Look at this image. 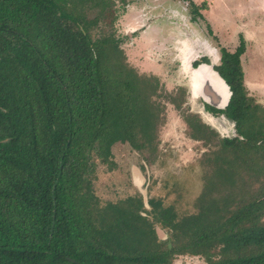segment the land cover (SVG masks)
I'll return each instance as SVG.
<instances>
[{"label":"trees","instance_id":"obj_1","mask_svg":"<svg viewBox=\"0 0 264 264\" xmlns=\"http://www.w3.org/2000/svg\"><path fill=\"white\" fill-rule=\"evenodd\" d=\"M118 1L126 3L0 0V264H173L178 256L264 264V114L255 113L243 83L241 35L216 67L231 98L224 109L209 107L234 123L237 136L219 137L197 114L181 113L193 140L216 141L215 148L222 141L205 156L211 168L199 210L180 220L158 198L146 209L139 193L92 198L97 165L113 163L112 145L149 151L159 125L144 97L148 78L121 60L118 71L111 65ZM182 1L204 18V4ZM223 154L248 178L239 188L216 184L218 170L227 181L234 164Z\"/></svg>","mask_w":264,"mask_h":264},{"label":"rangeland","instance_id":"obj_2","mask_svg":"<svg viewBox=\"0 0 264 264\" xmlns=\"http://www.w3.org/2000/svg\"><path fill=\"white\" fill-rule=\"evenodd\" d=\"M125 1L128 2L127 4H131L123 6L121 2L117 3L125 10H120L122 12L114 23L117 34L122 37L125 29H130V24L135 21L132 20L135 15H131L134 13L144 20L147 16L150 22L146 20L144 26L150 23L152 24L151 30L154 28L158 32L159 29H162V32L158 36L153 35L150 29L146 31L139 29L134 32L130 30L131 37L129 39L123 38L122 41H117L118 46L115 47L111 65L115 67L116 64L118 71L121 60L124 69L134 70L137 77H144L139 73L147 74L148 83L143 87L144 97L147 104L150 95L153 99L156 98V111H163V115L158 121L160 125L153 142V146L157 147L154 154H149L148 150L136 151L127 143L116 142L112 145L113 163L109 166L97 165L92 198L95 200L96 197L104 203L139 193L146 200L151 197L160 199L162 205L173 213L176 219L184 220L188 215L199 210L200 203L197 197L205 185L203 176L211 168L205 156L211 150L219 148L222 141L219 140V147L215 148L216 145L205 146L201 141L193 140L189 136L190 127L186 123L187 119L181 117L180 112L188 110L198 114L201 104L196 99L189 100L187 104H182L181 110H177L178 107H175L174 103H180L179 99L174 98V103H170L169 95L167 93L163 95L162 90H158V86L162 83L167 91L172 90V92L178 85L188 87V72L183 67L184 53L187 50L184 42L190 44L191 40L198 42V40L205 39L210 43L211 38L206 37L204 27L198 28L187 23L191 33L181 27L180 19L187 20V8L183 1L163 0L164 10L171 7L167 13L162 10L164 7L161 5V0ZM134 1L135 3H133ZM193 2L197 5H205L201 10L205 20H202V24L203 22L210 24V27L207 26V30L210 31L211 28L213 31L211 32L218 39L220 45L233 50L238 45L239 35L244 38V51L240 56L243 83L248 95L253 99L255 113L261 116L264 114V0H193ZM177 5L178 9H175ZM174 9L176 13H174ZM170 10L173 11L172 14H170ZM161 15H167V18L162 20L160 19ZM166 21L167 26L164 28L163 22ZM104 30L110 31V27H105ZM141 35L143 38H140ZM157 38L162 42L159 43ZM181 45L183 46L182 51H180ZM186 61L189 66L188 60ZM173 87L175 88L172 89ZM166 96L169 100L167 105H165ZM190 105H192L191 110ZM198 115L203 122L212 125L217 132L220 130L219 137L225 136L227 132L231 133L233 129L229 123L225 125L229 130L225 133V129L217 119L213 118L214 124H211L207 120L206 112ZM220 133L224 135L222 136ZM226 156L225 158L223 154L226 163H234L230 167L232 172L226 174L228 180L225 181V177L220 179L221 173L218 170L216 184L220 186L226 182L227 188H239L240 182L247 176L244 172L237 171L236 161L233 157H230L229 154ZM220 164L221 162H219ZM135 175L141 181L136 180L137 185L141 184L140 186L135 184ZM258 184L254 183L253 188ZM205 199L207 200V198ZM145 206L146 209H149L148 204ZM154 220L158 219H152V221ZM155 222L154 229L163 239L167 236L165 228L161 226L160 222ZM202 263L201 258L193 256H178L173 261V264Z\"/></svg>","mask_w":264,"mask_h":264},{"label":"flooded vegetation","instance_id":"obj_3","mask_svg":"<svg viewBox=\"0 0 264 264\" xmlns=\"http://www.w3.org/2000/svg\"><path fill=\"white\" fill-rule=\"evenodd\" d=\"M161 1H162V4L161 3H159V4H161L164 7L162 10L163 11H166L165 13H167V10H169V8H171V7L169 6V8H167V10H164L165 9V4H164V1L163 0H161ZM180 1H182V0H180ZM183 2H185V1H183ZM127 3H125L123 6H125V5L126 6L127 5L129 6L131 4V3H129V4H127ZM133 3H135V1ZM185 4H186V8H187V20H185L183 18L180 19L181 22H182V26L181 27L185 28L186 30H189L188 31L189 33H191V30L188 28L187 23H189L191 25H194L195 27H198V28L204 27V30H205V33H206V37L211 38L210 40L208 39L210 41V43L208 41H206L205 39L204 40H200V41L198 40V42L196 40H191L190 44H186V42H184V44L187 47L186 55L185 56H187L186 57L187 58L186 60H188V64H189L188 67H189V69L191 68L192 70H197L196 71L197 73L207 76L209 78L210 83L213 86L215 85L214 82H213V80H216L215 77L213 76V74H216L221 81L225 82L221 78L218 70L216 69V67L220 64V60H221V50L224 49V50L233 52L237 48V46L239 45V39H238V45L233 50H229L226 47L220 45L218 39L212 33L213 31L211 30V28H210V31L207 30V26L210 27V24H208L206 22L205 23L203 22V24H202V20H204V18L203 19H200L197 16H193L192 13L190 12L189 8H188L187 2H185ZM176 8L178 9V5L175 6V9ZM175 9H174V13H176ZM122 11H125V10L122 9ZM172 12L173 11L170 10V14H172ZM131 15H135V17L132 19V20H135V21L132 24H130L131 27H130L129 30L125 29V32L123 33L124 36L121 37L119 34H117V29H116L115 25H113L114 26V30H115L114 31L115 32V35L120 38V41H122L123 38L129 39L131 37V35L129 34V31L130 30L132 32H134L136 30H139V29H142L144 31L149 30V29L151 30L152 24L149 23V24H146L144 26V22L146 20L149 21V19H147V16L145 17L146 20H144V18H141L137 13H134V14H131ZM171 16H173V15H171ZM166 18H167V15H165V16L161 15V17H160V19H162V20L163 19H166ZM163 23H164V28H165L167 26V21L166 22H163ZM135 26H137V27L134 28ZM161 32H162V29H159L158 32H156V30H154V28H152V30H151V33L153 35L160 36L161 35L160 34ZM140 38H143L142 35H141ZM158 40H159V43L162 42L161 39H158ZM182 47L183 46L181 45L180 51H182L181 50ZM181 58H182V55H181ZM240 60H241V58H240ZM186 63H187V61H186ZM186 66H187V64H186ZM137 73H139V72H137ZM139 74L147 78V74H141V73H139ZM154 76H155V78L158 79V77H156V75H154ZM188 82H189L188 87L181 86V85H178V87H176V88L173 87L172 89L175 88L174 92H172V90L171 91H169V90L167 91V88H164L165 85H163L162 83H160L159 86H158V90H162L163 95H164V93H167L169 95L168 97L171 99V102L170 103H172V99H174V98H178L179 99V101H180V106L179 107L180 108L177 109V110H181L182 104H187V101H189V100L190 101H193L194 99L198 100V102L201 104V110L200 109L198 110V112H197L198 114H202V113L206 112V114L209 115L210 117L217 119L218 120V123L225 129V131H224L225 133L227 131H229L227 129L228 127L225 126V125H228L229 123H231V125H232L231 127L235 131L234 123L232 121L228 120L224 116L223 113L216 112V111L211 110L209 108V107H211V108H214V109H217V110L218 109H224L227 106L226 105L225 107H222L223 106V103H224V99L220 103H218V104L209 105L204 100L205 98L203 97L202 92L199 91L201 89V87H202L201 83L198 82V84H197V86L195 88V93L196 94L194 96L193 90H192L191 84H190V76H189V74H188ZM229 91L231 92L230 88H229ZM148 98H149L148 99L149 103H151L153 106H157L156 98L153 99L151 95ZM230 98H231V95L229 97V100H230ZM165 100H166L165 105H167V102L169 101V100H167V96L165 97ZM229 100H228V102H229ZM228 102H227V104H228ZM190 106H191L190 107V110H191L192 109V105H190ZM189 112L190 111H188V110L187 111H181L180 114L181 113H189ZM190 113H192V112H190ZM194 114H196V113H194ZM161 115H163V111L162 112H159V116H158V119L159 120H160V116ZM181 117H182V115H181ZM199 118L202 121V119H201L200 116H199ZM219 119H221V120H219ZM202 123L206 124L203 121H202ZM159 125H160V122H159ZM159 125L157 126V131H158ZM206 125L209 126V128L213 129L217 134H219L214 128L211 127V125H209V124H206ZM229 133L230 132H227V135L233 136L231 133L230 134ZM235 133H236V131H235ZM236 136H237V134H236ZM215 143H216V141H214V142L212 141L211 146L212 147L215 146L216 145ZM208 145H210V144H208ZM156 149H157V147H154L153 149L149 150V154H154L155 151H156ZM139 152H141V151H139Z\"/></svg>","mask_w":264,"mask_h":264},{"label":"water","instance_id":"obj_4","mask_svg":"<svg viewBox=\"0 0 264 264\" xmlns=\"http://www.w3.org/2000/svg\"><path fill=\"white\" fill-rule=\"evenodd\" d=\"M195 77H196L197 80H199V82L202 85V87H201V89L199 91L202 92L203 97L205 98L204 100L206 101V103H208L209 105H215V104L220 103L224 99V103H223V106L222 107H225L227 105V102L229 100V97L231 95V92L229 91V87H228V85L225 82L222 81L223 84H224V86H225V88H226V92H224V91H222V90L219 89V86H218L216 80H213V82L215 84L213 86L210 83L209 78L207 76L202 75V74H199V73L196 72ZM211 127L213 128L212 125H211ZM219 131L220 130H218V132ZM231 134L233 136H236V133H235V131L233 129L231 131ZM221 135L223 136L224 134H221ZM223 137H231V136H229V135L226 134ZM136 180H139L140 181V179H139V177L137 175L134 176V181H135V184L137 185ZM140 185H137V186H140ZM143 202H144V204H147V200L146 199H143ZM168 246H170V245H168ZM69 260L70 261H73L72 259H69Z\"/></svg>","mask_w":264,"mask_h":264},{"label":"bare ground","instance_id":"obj_5","mask_svg":"<svg viewBox=\"0 0 264 264\" xmlns=\"http://www.w3.org/2000/svg\"><path fill=\"white\" fill-rule=\"evenodd\" d=\"M186 55V53H184ZM183 67L184 69L188 72L189 76H190V84H191V88L193 90V94L195 96V88L199 82V80L196 79L195 75H196V72L197 70H192L191 68L189 69L188 65L186 66V56L184 58V62H183ZM213 76L215 77L216 81H217V84L219 86V89L226 92V88L223 84V82L218 78V76L216 74H213ZM211 115V114H210ZM207 116V120L211 123V124H214V119L212 117H210L209 115H206Z\"/></svg>","mask_w":264,"mask_h":264},{"label":"crops","instance_id":"obj_6","mask_svg":"<svg viewBox=\"0 0 264 264\" xmlns=\"http://www.w3.org/2000/svg\"><path fill=\"white\" fill-rule=\"evenodd\" d=\"M173 1H175V0H173Z\"/></svg>","mask_w":264,"mask_h":264}]
</instances>
